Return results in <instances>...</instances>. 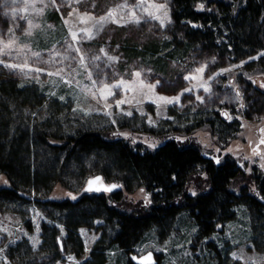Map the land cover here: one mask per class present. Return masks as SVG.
<instances>
[{"label":"rangeland","instance_id":"obj_1","mask_svg":"<svg viewBox=\"0 0 264 264\" xmlns=\"http://www.w3.org/2000/svg\"><path fill=\"white\" fill-rule=\"evenodd\" d=\"M139 2L127 0L129 7L120 11L117 6L125 0H55L54 3L53 0H26L30 6L25 10L19 0L16 4H12V0H0V40H15L12 56H0V59L5 63H22L27 58L30 67L44 70L25 74L0 65L1 76L14 79L29 91L33 101L36 100L35 105L15 111L13 126L23 131L37 126L48 134L60 136H71L79 129L103 130L113 138L149 148H157L170 139L194 142L216 163L230 154L246 177L252 175L254 169L264 173V143L260 142L264 140V98L257 95L260 83L264 84V73L254 72L259 57L235 63L226 60L221 67L216 65L220 63L218 59L199 60L190 55L185 63L161 60L166 53L154 54L155 49L165 50V44L176 37L172 5L169 0H144L143 8L134 7ZM152 4H163L164 8L157 10L150 7ZM114 9L117 22L109 21L96 31V19ZM133 11L139 23L131 22ZM148 12L160 19H153ZM89 16L92 19L87 23L80 22V17ZM82 29H91L93 38H87ZM29 31L31 35L26 34ZM72 32L78 33L76 40L72 39ZM17 49L22 50V55L17 56ZM32 53H40V56L33 57ZM65 56L68 58L64 59ZM202 67V73L196 71ZM61 68L64 71L60 75H47ZM118 84L121 86L114 87ZM104 85L113 86V94L107 99L103 98L106 93L101 92ZM160 97L173 102L166 103ZM216 113H220L227 124L237 122L227 127L223 137L219 135L222 128L213 121ZM204 120H211L213 127ZM64 156V153L59 155L60 161L53 165L61 181L50 191L32 192L31 199L76 201L80 197L88 180L95 177L93 159H70L62 172ZM10 185L7 176L0 175V188ZM246 186L252 194L259 195L256 186L249 181L238 180L232 187L239 194ZM121 189L124 192V188ZM190 193L199 192L192 186ZM124 196L131 205L141 201L149 204V196L142 190ZM47 212L34 202L0 205V234L6 236L0 247V264H13L7 256L8 249L24 240L43 259L42 225L53 223ZM242 213L226 226L224 233L215 235L222 252L221 260L223 264H264V252L251 243L248 217ZM190 222L187 217L179 218L169 237L161 238L155 231L146 233L130 254L131 261L134 256L152 252L159 260L157 264H212L211 257L206 258L202 251L204 244L194 239L196 228H190ZM56 228L58 236L64 240L65 254L59 250L60 257L55 264H84L92 260V252L107 233L103 221L81 228L83 249H80V243L67 244V232L62 225L57 223ZM130 258L121 251L112 252L106 264H125Z\"/></svg>","mask_w":264,"mask_h":264},{"label":"trees","instance_id":"obj_2","mask_svg":"<svg viewBox=\"0 0 264 264\" xmlns=\"http://www.w3.org/2000/svg\"><path fill=\"white\" fill-rule=\"evenodd\" d=\"M169 2L176 37L165 44V50L155 49L154 54L166 53L161 60L185 63L190 55L199 60L204 57L218 59L222 64L216 65L221 67L226 60L235 63L259 57L254 72L264 73L261 55L264 53V0ZM201 4L206 5L205 8L201 9ZM179 37L182 40L178 41ZM257 95L264 98L261 93ZM35 101L14 79L0 75V175H6L11 184L0 188V205L38 203L48 211V218L53 222L42 225L44 260L40 262L42 258L24 240L8 249L7 256L13 264H55L60 257L57 223L67 232V244L80 243L78 245L83 249L80 229L103 221L107 233L92 252V260L84 264H106L112 252L121 251L130 258L133 249L148 232L155 231L161 238L169 237L181 217H187L191 221L189 227L196 228L194 239L204 244L205 257H211L212 264H223L215 235L224 233L226 226L242 212L248 217L251 243L264 252V173L261 170L254 169L252 175L246 177L230 154L224 155L221 163H216L194 142L170 139L157 148H149L141 143L113 138L103 130L79 129L71 136H60L48 134L37 126L26 131L14 127L15 111L35 105ZM213 115L214 123L217 121L222 128L221 137L227 127L237 124H227L220 113ZM204 123L213 127L211 120H204ZM63 153L62 172L70 159L91 158L95 177L110 184L119 183L124 192L123 189L112 193L82 191L76 201L43 200L46 197L36 201L31 199L32 192L50 191L61 181V175L54 171L53 165L60 161L59 155ZM238 180L254 184L259 195L252 194L248 186L236 193L232 186ZM192 186L198 189V194L190 193ZM140 190L149 196V204L142 201L129 204L124 194ZM125 264L134 263L130 258Z\"/></svg>","mask_w":264,"mask_h":264},{"label":"snow or ice","instance_id":"obj_3","mask_svg":"<svg viewBox=\"0 0 264 264\" xmlns=\"http://www.w3.org/2000/svg\"><path fill=\"white\" fill-rule=\"evenodd\" d=\"M19 2L25 5V10L27 9V7L30 6V5H28L26 3V0H19ZM54 2H55V0H53V3ZM77 2H79V0H77ZM16 3H17V0H12V4H16ZM143 6H144V0H140L139 3L134 5V7H136V8H143ZM127 7H129V5L127 4V0H125V3L118 5L117 9L120 10V11H123V9H125ZM150 7H153V8H156L157 10H160V9L164 8V5L163 4H159V5L152 4V5H150ZM200 8L203 9V5L202 4L200 5ZM40 11H42V9ZM116 12H117L116 9L110 10L106 15L99 17V19H96L95 25H94V27L96 28V31H99L100 29H102L104 24L108 23L109 21H111L113 23H116L117 22V20H116ZM37 14H39V13H37ZM147 14L149 16H151L153 19H160V17L153 15V13H151V12H148ZM165 15H167L166 12H165ZM79 19H80L81 23H87V21L91 20L92 17L89 16L87 19H85L83 17H80ZM125 22L127 23L129 21H125ZM131 22H135V23H139L140 22L139 18L136 17V14H135L134 11L131 12ZM65 23H67V21ZM81 31L84 32V34L87 36V38H89V39L93 38L91 29H82ZM26 34L27 35H31V32L29 31ZM71 35H72V39L76 40L77 36H78V33L72 32ZM14 44H15V40L14 39H9L6 42L3 41V40H0V56H12V54H13V45ZM69 47H71V46H69ZM75 51L79 52V49H75ZM16 54H17V56L22 55V50L17 49L16 50ZM31 55L33 57H37L38 58L40 56V53H32ZM57 55H59V53H57ZM262 55H264V53H262ZM67 58H68L67 56L64 57V59H67ZM97 59H98V57H97ZM42 63H49V61H42ZM0 65H3L4 67L12 69V70H18V71H20L22 73H25V74L30 73V72H41V71H44L41 68H32V67H30L29 64H28L27 58H25L22 63H5V61L3 59H0ZM81 65H83V57H81ZM63 71H64V69L61 68V69H58L56 72H47V75H49V76L60 75ZM196 71L202 73L204 71V68L203 67L199 68ZM136 75L139 76L140 73H136ZM187 78L188 77H186V79ZM89 79H91V75L90 74H89ZM64 82L67 83V84H71V81H69V80H65ZM94 83H95V81H94ZM123 83L124 82L122 81L121 84H123ZM120 86L121 85L118 84V85H115L114 87H120ZM111 87H113V86L104 85V87L101 89L102 94L106 93V95L103 96L104 99H107V97L109 95L113 94L111 92ZM205 91H208V89H205ZM160 99L161 100H165L164 97H160ZM123 102L124 101H120L119 103H123ZM165 102L166 103H172L173 101L172 100H165ZM129 115H130V113H129ZM262 131H264V130H262ZM261 143H264V140H261ZM255 153H256V150H254V154ZM5 183H7V182L5 181ZM89 184L91 185L92 181H89ZM112 187H115V186L113 185ZM89 190H92V189L90 188ZM95 190L99 191L100 189H95ZM104 190L105 191H110L111 188H105ZM193 195H195V193H193ZM233 257L236 258V254L235 253H233ZM249 259H251V258H249ZM253 264H255V262H253Z\"/></svg>","mask_w":264,"mask_h":264},{"label":"water","instance_id":"obj_4","mask_svg":"<svg viewBox=\"0 0 264 264\" xmlns=\"http://www.w3.org/2000/svg\"><path fill=\"white\" fill-rule=\"evenodd\" d=\"M89 181H92V184H89ZM115 187H112V186ZM92 190H89V189ZM105 188H111L110 191H105ZM122 186L119 184H107L106 182H104V180L101 177H94L88 180L85 188H84V192L86 193H112L114 191H119L121 190ZM95 189H100L99 191L95 190ZM6 241V236L0 234V247L5 243ZM64 240L61 236H59L57 238V244L59 247V250L61 252V254H65V250H64ZM48 259V258H45ZM133 263L134 264H157L155 261V255L152 252H148L145 255L141 256V257H133ZM44 260L41 259L40 262H42Z\"/></svg>","mask_w":264,"mask_h":264},{"label":"flooded vegetation","instance_id":"obj_5","mask_svg":"<svg viewBox=\"0 0 264 264\" xmlns=\"http://www.w3.org/2000/svg\"><path fill=\"white\" fill-rule=\"evenodd\" d=\"M261 81H262V80H261ZM260 87H261V89H258V88H257L258 93H261L262 96L264 97V84L260 83ZM224 116L226 117V115H224ZM261 138H262V136H261ZM261 140H262V139H260V142H261ZM155 261L159 262V260H158V258H157L156 256H155Z\"/></svg>","mask_w":264,"mask_h":264}]
</instances>
